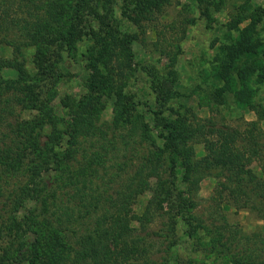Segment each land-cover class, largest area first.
Returning a JSON list of instances; mask_svg holds the SVG:
<instances>
[{
    "label": "trees",
    "instance_id": "trees-1",
    "mask_svg": "<svg viewBox=\"0 0 264 264\" xmlns=\"http://www.w3.org/2000/svg\"><path fill=\"white\" fill-rule=\"evenodd\" d=\"M114 3L115 0H0V44L11 51L9 58L0 57V172L18 177L5 198L6 216L1 223L9 238L0 251V264H154L147 253V241L154 233L149 228L152 222L163 220L171 229L176 223L190 225L184 232L189 238L194 233L189 222L194 204L180 198L173 181L174 170L180 164L182 179L178 183L184 192L197 187L204 175L212 174L216 179L209 199L212 205L218 211L222 203L237 210L253 211L264 228V129L258 124L264 118V107L252 104L246 86L234 87L235 79L242 73L246 77L253 71L252 64L244 63L242 57L254 55L260 47L255 20L239 29L237 44L229 50V58H223L226 68L222 65L219 76L230 87L225 89L250 107L257 118L246 121L240 128L191 113L187 118L179 117L181 133L177 146L162 143L161 147L150 143L151 129L147 122L138 120L128 124L120 140L138 145L147 142L150 149H144L134 159L122 187L92 194L95 201L87 215H99L85 223L82 234L75 230L80 226L76 216L65 218L69 214L61 208L58 191L74 181L79 167L76 158L79 140L100 137L99 129L93 124L88 103L67 97L65 103L61 102L66 109L64 126H53L42 133L54 114L45 105L31 114L33 86L20 52L23 47L36 44L71 55L76 42L87 39L100 55V63L109 78L122 81V76L132 71L133 41L145 34L153 13L163 11L168 0H124L135 27L130 34L121 27ZM66 18L68 27L60 29ZM191 19L185 18V23ZM164 55L171 64L173 56ZM40 59L41 70L46 64L47 70L55 71L50 53ZM4 69L13 70L15 76H4ZM241 96L245 98L241 100ZM119 117L113 114V122ZM197 144L203 150L198 158L193 151ZM99 150L85 161L90 175H96L104 163ZM253 165L255 169L250 170ZM87 176L88 173L83 176V183L89 181ZM118 176L115 172L110 178L115 180ZM46 178L55 184L54 188L47 185ZM146 192L149 196L141 211L135 212L136 198ZM28 202L32 206L25 208ZM201 228L206 240L200 259L208 264H264V230L246 233L225 220L217 223L214 219Z\"/></svg>",
    "mask_w": 264,
    "mask_h": 264
},
{
    "label": "rangeland",
    "instance_id": "rangeland-1",
    "mask_svg": "<svg viewBox=\"0 0 264 264\" xmlns=\"http://www.w3.org/2000/svg\"><path fill=\"white\" fill-rule=\"evenodd\" d=\"M112 6L121 27L129 34L134 32L135 27L130 21L124 0H115ZM153 16V20L146 25L145 34L139 35L132 43V71H127L122 81L109 78V73L100 63V55L87 39L76 42L72 56L64 51L60 53L59 49L36 44L21 49L20 58L30 73L33 86L34 110L30 111L31 114L34 115L41 105L50 106L54 114L41 132H48L53 126H64L66 109L61 102L65 103L67 97L74 102H87L88 112L93 114V124L99 129L100 137L79 140L76 150L79 167L74 181L58 191L61 208L69 214L65 218L70 215L77 217L80 226L75 230L79 234H82L87 221L99 215H87L95 201L92 194L97 191L99 194L103 189L110 191L112 187H122L130 172L129 166L136 161L134 159L144 149H150L147 142L138 145L133 144V141L128 143L120 140V135L126 133L123 128L128 124L138 120L147 122L151 129L150 143L161 147L162 143L177 146L178 135L181 133L179 117L187 118L191 113L201 118H210L218 124L240 128L246 121L257 118L250 107L233 97L231 90L225 89L230 87H226L219 76L225 67L223 58H229V50L237 44L239 29L250 20H255L254 30L260 47L254 55L242 57L244 63L252 64L253 71L246 77L242 73L233 82L236 88L246 86L252 104L258 103L264 107V0H168L163 11L153 13ZM188 17L192 19L185 23ZM66 27L67 18L59 28ZM157 32L159 34L155 37ZM10 53L8 46L0 44V57L9 58ZM42 53L46 58L50 53V62L56 68L55 71L47 70L45 63L41 70L39 57ZM164 54L173 56L171 64ZM256 66L261 69H254ZM3 75L14 77L15 72L4 69ZM244 98L241 96V100ZM119 102L123 106H119ZM121 108L122 113L119 111ZM115 113L120 117L113 122ZM258 124L264 129V118ZM107 142L112 145H107ZM95 150H99L104 163L98 167L96 175H90L89 169L85 168V161ZM193 151L196 158L203 154L199 144L193 146ZM180 165L174 170L173 181L180 198L192 200L194 204L190 209L192 219L189 221L191 227H194V233L190 238L185 234L184 228H190V225L187 227L176 223L171 229L163 220L152 222L149 228L154 233L147 241V253L154 264H208L200 259L204 254L202 249L206 240V233L201 226L207 227L210 219L217 223L225 220L227 224L246 233L264 230L262 222L253 211L237 210L224 203L221 204V211H218L212 205L209 199L216 181L212 174L204 175L197 187H192L188 193L184 192L182 184L178 183L182 179ZM255 166H251L250 170H254ZM119 168H123V171ZM115 172L119 176L114 180L110 176ZM86 173L89 181L83 183L82 178ZM17 179L16 174L0 172V251L9 238L5 225L1 223L6 216L5 198ZM111 180L112 183L109 182ZM46 183L51 189L55 187L48 178ZM148 196L146 192L136 198L133 205L135 212L141 211ZM30 206L32 204L28 202L25 208ZM38 210L43 216L42 205L38 206Z\"/></svg>",
    "mask_w": 264,
    "mask_h": 264
}]
</instances>
